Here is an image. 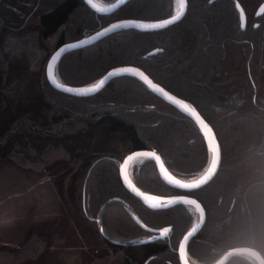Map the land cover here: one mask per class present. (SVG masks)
<instances>
[{"label":"trees","instance_id":"obj_1","mask_svg":"<svg viewBox=\"0 0 264 264\" xmlns=\"http://www.w3.org/2000/svg\"><path fill=\"white\" fill-rule=\"evenodd\" d=\"M112 1L102 0L104 3ZM54 2L38 16L37 26L42 38H47L65 26L78 9H84L89 16L82 19L83 28L79 30L81 25H78V32L71 37L75 38L73 40L91 34L116 19L155 20L167 16L165 11L168 10L162 7V0L154 11L148 10L149 0H130L114 14L104 16L92 12L81 0ZM257 2L187 0L185 15L174 25L154 32H115L92 46L66 54L57 66L61 81L72 86L90 83L116 66H137L166 90L191 104L210 124L221 146V162L208 184L191 192H183L164 185L157 175L148 182L139 176L136 179L132 177L135 184L145 191L161 196L187 194L201 203L205 210V222L188 248V255L197 262L201 261L194 254L197 255L202 244L207 246L201 242L203 239L215 230L227 225L235 227L237 224L243 226L242 230L247 229L249 234H238L230 248L253 247L264 258V236L258 240L256 234L253 235L255 222L251 217L249 203L258 191H264V14L248 16L249 5ZM237 3L245 13V23H242ZM203 7L211 12L205 16L199 15ZM115 16L117 18L112 19ZM71 38H66L62 31L55 47L73 41L69 40ZM104 42L113 47L108 50L110 62L105 68H100L86 81H79L81 79L67 74L62 67L67 57H71L70 61L74 64L84 58L86 49ZM79 68L87 69L88 75L92 70L90 65L88 68ZM76 73L83 74L84 70L81 73L77 70ZM48 93L49 97L43 96L48 104L45 116L55 107L56 112L53 113H58L54 115L55 120H51V123L48 120L45 124L38 117L24 122H34V125L44 127L45 130L49 124H54L59 127L58 133L61 135L67 132L68 136H77V142L70 152L80 161V168L87 171L85 183L89 180L91 170L98 166L112 164L116 169L101 167L97 170L98 180L94 185L96 195L92 193L91 199L88 193V201L84 197L85 212L91 214L93 219L91 222H86L84 218L82 220L88 223L89 228L92 226L96 229L100 241L97 248H92L90 262L107 264L109 261L106 258L111 255V258L118 259L122 264H179L175 250L172 251L175 238L164 242L123 245L125 239L134 236L133 230L137 236L149 232L138 225L132 226L127 231L118 232L116 235L119 238L115 239L116 231L111 228L110 231L104 225L103 218L109 206L117 205L150 228L159 229L169 225L175 232L180 223L183 226L184 222L180 221L183 217L180 215L177 220L164 221L171 209L152 212L129 195L118 180L117 164L134 150L148 149L159 154L166 167L180 178L199 174L207 163L208 152L193 121L155 96L132 76L115 78L99 93L89 97L70 96L51 87ZM240 117L249 118L252 123L257 121L259 127L256 139L230 145L227 139L229 132L239 131L240 126H243L238 121L230 120ZM227 122H230L229 127L224 129L223 125ZM176 146L184 153L177 154ZM188 149L195 153L192 157L196 164H185L192 165L194 169L181 173L176 167L189 160V153L185 152ZM142 163L153 165L149 159ZM182 207L185 206L175 208ZM113 240L122 241L115 243ZM226 242L225 239L212 246L214 254L225 252ZM194 245L195 250H191ZM234 259L244 264H253L245 257L232 258L227 264Z\"/></svg>","mask_w":264,"mask_h":264},{"label":"rangeland","instance_id":"obj_2","mask_svg":"<svg viewBox=\"0 0 264 264\" xmlns=\"http://www.w3.org/2000/svg\"><path fill=\"white\" fill-rule=\"evenodd\" d=\"M159 1L149 0L148 10L154 11ZM162 1V7L168 10L165 11L167 16L162 14L163 17L159 19L169 17L176 8L175 0ZM262 1L258 0L255 5H249L248 16L255 14ZM54 3V0H0V264H101L90 262L92 248H97L100 241L96 229L92 226L89 228L86 223L91 222L93 217L85 212L84 197L88 201L89 194L96 195V174L102 166L91 170L89 180L85 183L87 171L80 168V161L70 152L78 137L68 136L67 132L61 135L58 133L59 127L54 124H49L45 130L44 127L34 125V122H24L38 117L45 124L48 120L49 123L55 120L54 115L58 114L53 113L56 112L55 107L45 116V107L48 104L44 98L49 97L50 87L45 77V65L55 49L60 33L64 31L66 38H71L78 32V25H81L79 30L83 28L82 19L89 16L84 9H78L65 26L47 38H42L37 26L38 16ZM209 12L211 11L208 8L203 7L199 10V15L205 16ZM114 18L117 17L112 19ZM73 39L75 38L69 40ZM111 48L113 47L111 44L108 46V42L93 46L86 49L84 58L74 64L70 61L71 57H67L62 62V67L70 76L86 81L110 62L108 50ZM89 65L92 67L89 75L87 69H83V74L76 73L77 70L79 73L83 71L79 66L88 68ZM231 121H238L243 126L236 132L228 131L230 145L256 139V130L259 127L257 121L252 123L246 117L232 118ZM230 122L223 125L224 129L229 127ZM177 147V154L184 153ZM185 152L189 153V160L177 164L176 167L181 173L194 169L192 165L185 164H196L192 157L195 153L189 149ZM141 161L130 168V177L136 179L139 176L146 182L153 180L156 175L154 165L139 166ZM103 167L116 170L112 164ZM137 168H141L142 173L135 171ZM257 193L249 203L251 217L255 222L253 235L256 234V239L259 240L264 236V191ZM179 215L183 217L180 221L184 223L183 226L180 223L172 235L176 239L172 251L178 249L182 235L196 218L194 209L185 206L171 209L164 221L177 220ZM104 216V225L110 231H116L115 239L119 238L116 235L118 232L138 225L134 220L135 216L132 217L117 205L109 206ZM242 227L239 224L235 227L227 225L215 230L201 241L207 246L202 244L197 255L194 254L201 262L194 260L191 255L190 259L197 264L211 263L219 256L214 254L212 246L226 239L224 249L230 248L239 235L249 234ZM195 248L194 245L191 250ZM111 257L110 255L106 258L109 261L107 264H122ZM230 264L244 263L234 259Z\"/></svg>","mask_w":264,"mask_h":264},{"label":"water","instance_id":"obj_3","mask_svg":"<svg viewBox=\"0 0 264 264\" xmlns=\"http://www.w3.org/2000/svg\"><path fill=\"white\" fill-rule=\"evenodd\" d=\"M84 2V4L95 14L98 15H104V16H109L114 14L117 10H119L122 6H124L127 2H129L130 0H113L112 2L109 3H104L100 0H93V3L98 5L99 7H92L91 4L88 3V0H82ZM176 2V8L175 11L172 15H170L169 17L163 18V19H158V20H140V19H116L111 21L110 23H108L107 25H104L102 27H100L99 29H97L96 31L92 32L91 34H88L84 37H81L77 40H73L70 42H66L60 46H57L55 48V50L53 51V53L49 56L46 65H45V77L47 80V83L50 85L51 88H53L54 90L70 95V96H74V97H89V96H93L96 95L97 93H99L103 88H105L109 82H111L113 79L118 78L120 76H132L136 79H138L140 82H142L146 88L153 93L155 96H157L158 98H160L162 101H164L165 103L173 106L175 109H177L180 113L184 114L186 117H188L190 120L193 121V123L196 125V127L198 128L200 134L202 135L204 142L206 144V148H207V152H208V160L207 163L204 167V169L197 175L190 177V178H180L176 175H174L164 164L162 158L160 157L159 154H157L154 150H148V149H141V150H134L128 154L125 155V157L123 158L120 166H119V176H120V180L122 185L126 188L127 191H129V193H131L134 197H136L137 199L140 200V202L146 206L149 209L152 210H161V209H167V208H171L177 205H184V206H188L191 207L192 209H194V211L196 212V218L194 220V222L191 224V226L185 231V233L182 235L179 244H178V249H177V254H178V260L180 264H183V261H181L179 259V249H180V242L184 240V236L187 235L189 232L192 233V235L190 236L189 240L185 243V251L187 254V246L190 242V240L197 235V233L201 230L204 222H205V210H204V219L203 221H201L200 219V212L199 209L196 207V205L194 204H189V203H185L184 201L181 200H175L172 202H169V198L172 197H180V196H187L191 199H195L193 196L187 195V194H178V195H171V196H161V195H157V194H153L151 192L145 191L143 189H141L140 187H138L133 180L130 177V173L129 170L130 168L133 166L134 163L141 161V160H145V159H149L151 160L156 167L158 176L160 178V180L166 184L167 186L174 188L176 190L179 191H183V192H191L194 191L196 189H199L203 186H205L206 184H208L213 177L215 176V174L217 173L219 166L216 170V172L208 179V181L202 185H200L197 188H193V189H185V188H180L179 186L169 183L168 180L165 179L163 172L161 171L160 168V162L163 163L164 168L167 170V172L171 175L174 176L176 179L178 180H182L185 182H190L193 179H197L199 178L201 175L204 174V172L207 170L209 163L211 161V157H212V153L210 152L209 148H208V144H207V140L204 136V132L203 129L200 127L198 121L196 120V117L194 115H192L190 112L186 111L184 108L180 107L178 104H176L173 100L168 99L167 96H165L163 93L156 91L154 88H152L148 83H146L143 79H141L139 76L133 74V73H117L116 75H112L109 76L108 73L112 71L113 68H119V67H132V68H138L140 69L141 72H143L146 76H148L141 68L137 67V66H133V65H120V66H116L113 68H110L109 70H107L102 76H100L99 78L95 79L94 81L84 84V85H80V86H72V85H68L65 84L61 81V79L59 78L58 74H57V66L59 61L61 60V58L63 56H65L66 54L81 49V48H85V47H89L92 46L94 44H96L97 42L107 38L108 36L114 34L115 32L121 31V30H136L138 32H154V31H159V30H163L177 22H179L183 16L185 15L186 9H187V0H186V5L184 7V9L181 11L180 7H179V0H175ZM237 5H239L237 3ZM99 8H103L106 9V11H100ZM239 8V12H240V16H241V10H243L240 6ZM261 8H264V0L262 1V3L258 6L255 15L256 16H261L264 12L261 11ZM181 12V15L179 16L178 19L172 21V23L170 24H166L163 27H159V28H143L140 27L139 24L140 23H155L158 22L160 20H165V19H171L172 16L176 15L177 12ZM135 21L136 23H129V24H125L119 28H114L111 29L110 31L104 32L103 29L105 28H109L110 25L118 23L119 21ZM242 23H245L246 21V16L245 13L243 11V19L241 18ZM98 32H102V35H96V33ZM83 41V42H82ZM157 51V50H154ZM57 53H59V55L57 56ZM150 54L152 52H149ZM56 56V60L53 61L52 57ZM49 65H51V76L49 75ZM51 77H55V81L51 78ZM148 78L154 83V84H158L157 82H155L150 76H148ZM101 79L104 80V83L95 91H91V92H70L67 91V88H87V87H91L93 84H96L97 82H99ZM58 85H64V87H60ZM161 88L164 89L165 92H168L170 95L175 96L174 94H172L171 92H169L168 90H166L164 87H162L160 84H158ZM176 99L178 100H182L181 98L175 96ZM185 101V100H184ZM185 103H187L185 101ZM189 104V103H188ZM197 111V110H196ZM198 112V111H197ZM199 113V112H198ZM199 115L201 116V118H203V116L199 113ZM204 119V118H203ZM205 120V119H204ZM206 123H208L205 120ZM209 124V123H208ZM210 125V124H209ZM214 131V130H213ZM217 138V137H216ZM218 140V139H217ZM143 152H155L157 156L160 157V162H158L155 157H148V156H143V155H139V156H134L132 160H128L127 164L125 165V161L127 160V158L129 156H131L133 153H143ZM221 162V161H220ZM125 173L128 176L129 181H131V183L138 188L141 192L147 193L150 196H155V197H161L162 200L160 201H148L146 199H144L143 197L137 195L136 192H134L132 190V188H130L128 186V184L125 182L124 180V175ZM198 201V200H197ZM199 202V201H198ZM199 204L201 205V203L199 202ZM202 206V205H201ZM203 207V206H202ZM135 220L138 224H140L143 228H146L141 222H139L136 217ZM101 230V229H100ZM235 257H245L248 260H250L251 262L255 263V264H264V258L262 257L261 253L253 248V247H249V246H239V247H232L227 249L225 252H223L217 259H215L214 261H212L209 264H227L232 258ZM187 259H188V264H196L193 260L190 259V257L187 254Z\"/></svg>","mask_w":264,"mask_h":264},{"label":"snow or ice","instance_id":"obj_4","mask_svg":"<svg viewBox=\"0 0 264 264\" xmlns=\"http://www.w3.org/2000/svg\"><path fill=\"white\" fill-rule=\"evenodd\" d=\"M88 3L92 5V7L98 8L99 6L93 3V0H88ZM186 5V0H179V7L181 11L184 9ZM239 7V5H237ZM100 11H106V9L99 8ZM261 11L264 12V8H261ZM181 15V12H177L176 15L172 16L171 19H165V20H160L155 23H140L139 26L143 28H159L163 27L166 24L172 23V21L176 20L179 18ZM241 18L243 19V10H241ZM129 23H136L135 21H119L118 23L110 25L109 28L103 29L104 32L110 31L111 29L114 28H119L125 24ZM102 32L96 33V35H102ZM83 42V41H82ZM59 53H57V56ZM56 56H53L52 59L53 61L56 60ZM117 73H133L137 76H139L141 79H143L146 83H148L152 88H154L156 91H159L163 93L165 96L168 97V99L173 100L176 104H178L180 107L184 108L186 111L190 112L192 115L196 117V120L198 121L200 127L203 129L204 136L207 140L208 148L210 152L212 153L211 161L209 163V166L207 170L204 172L203 175H201L197 179H193L190 182H185L182 180L176 179L174 176H171L167 170L164 168V165L162 162H160V157L156 155L155 152H143V153H133L131 156L127 158L125 161V165L127 164L128 160H132L134 156H148V157H155V159L160 162V168L161 171L164 174V177L166 180L169 181V183L175 184L179 186L180 188H185V189H193L197 188L200 185L206 183L208 179L216 172L220 161H221V146L219 141L216 138V133L213 131L212 127L205 122L203 118L199 115V113L196 111V109L188 103H185L184 100H178L176 99L175 96L170 95L168 92H165L163 88H161L158 84H154L148 76H146L143 72L140 71L138 68H132V67H119V68H113L111 72L108 73L109 76L116 75ZM49 75L51 76V65H49ZM55 81V77H51ZM104 83V80L101 79L99 82L96 84H93L91 87L87 88H67V91L70 92H91L95 91L98 89L102 84ZM60 87H64V85H58ZM124 180L128 184L130 188L134 192L137 193V195L143 197L144 199L148 201H160L162 200L161 197H155V196H150L147 193L141 192L138 188H136L131 181H129L127 174L125 173L124 175ZM175 200H181L184 201L185 203L189 204H194L196 207L199 209L200 212V219L203 221L204 219V208L199 204V202L195 199H191L187 196H180V197H172L169 198V202L175 201ZM147 227V225H145ZM103 231V229H101ZM162 234H167L170 229L169 228H164L160 230ZM192 235L191 232H189L187 235L184 236V240L180 242V249H179V259L183 261V264H188V259H187V254L185 251V243L189 240L190 236Z\"/></svg>","mask_w":264,"mask_h":264},{"label":"flooded vegetation","instance_id":"obj_5","mask_svg":"<svg viewBox=\"0 0 264 264\" xmlns=\"http://www.w3.org/2000/svg\"><path fill=\"white\" fill-rule=\"evenodd\" d=\"M82 1V0H81ZM83 2V1H82ZM84 3V2H83ZM175 11V10H174ZM172 26V25H171ZM122 160H123V158H122ZM121 160V161H122ZM151 161V160H150ZM152 162V161H151ZM153 163V162H152ZM121 164V163H120ZM120 164H119V166H120ZM143 164H145V163H142V161L141 162H139V166H142ZM135 164H133V166H134ZM147 165V164H146ZM153 165H154V168H155V170H156V167H155V164L153 163ZM119 166L117 167V173H118V180L120 181V183H121V180H120V176H119ZM132 166V167H133ZM131 167V168H132ZM138 170H139V172L140 173H142L140 170H141V168H138ZM156 175L158 176V173H157V170H156ZM158 178H159V176H158ZM160 179V178H159ZM161 181V180H160ZM162 182V181H161ZM163 183V182H162ZM164 184V183H163ZM121 185H122V183H121ZM164 185H166V184H164ZM167 186V185H166ZM122 187L124 188V190L129 194V195H131L132 197H134L131 193H129V191H127L126 190V188L122 185ZM197 190V189H196ZM134 198H136V197H134ZM137 199V198H136ZM137 200H139V199H137ZM139 202H140V200H139ZM141 203V202H140ZM142 204V203H141ZM142 206H144L143 204H142ZM177 206H183V205H177ZM146 209H148V210H150V211H152V212H156V211H162V210H169V209H172V208H175L176 206H174V207H171V208H167V209H161V210H152V209H149V208H147L146 206H144ZM136 208V207H135ZM133 217V216H132ZM136 219H137V217H136ZM135 220V219H134ZM138 221H139V219H138ZM139 222H141V221H139ZM137 223V222H136ZM144 226H145V224L143 223V222H141ZM138 224V223H137ZM204 225V224H203ZM138 226L140 227V228H142L143 230H145L146 232H149L148 234H145V235H142V236H139V238L137 239L136 237H137V233L133 230V234H134V236H132V237H130V238H128V239H125L126 240V242H124L123 243V245H125V244H131V245H134V244H132V243H135L136 245L137 244H144V243H152V242H161V241H166V240H170V238L171 239H173V237H172V235H174V231L172 230V228H171V226H165V227H163V228H159V229H155V228H150V227H146V228H148V229H145V228H143L140 224H138ZM164 228H169L170 229V231L167 233V234H162L161 233V229H164ZM171 233V234H170ZM194 238V237H193ZM192 238V239H193ZM192 239L190 240V242H189V244H188V246H187V253H188V248H189V246H190V243H191V241H192ZM115 240H113V242H114ZM122 241V240H121ZM120 241V242H121ZM120 242H116L115 241V243H120ZM135 245V246H136ZM175 252H177V250L175 251ZM176 258H177V261H178V263H179V260H178V254L176 255ZM146 264V263H145ZM180 264V263H179Z\"/></svg>","mask_w":264,"mask_h":264}]
</instances>
